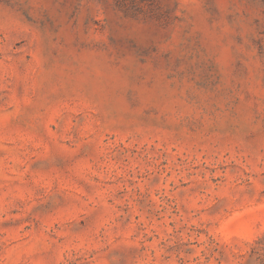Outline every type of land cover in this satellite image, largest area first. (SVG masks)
<instances>
[{"label":"rangeland","instance_id":"obj_1","mask_svg":"<svg viewBox=\"0 0 264 264\" xmlns=\"http://www.w3.org/2000/svg\"><path fill=\"white\" fill-rule=\"evenodd\" d=\"M264 0H0V264H258Z\"/></svg>","mask_w":264,"mask_h":264},{"label":"trees","instance_id":"obj_2","mask_svg":"<svg viewBox=\"0 0 264 264\" xmlns=\"http://www.w3.org/2000/svg\"><path fill=\"white\" fill-rule=\"evenodd\" d=\"M257 246L255 247L253 253L256 256V261L258 264H264V235L257 241Z\"/></svg>","mask_w":264,"mask_h":264}]
</instances>
